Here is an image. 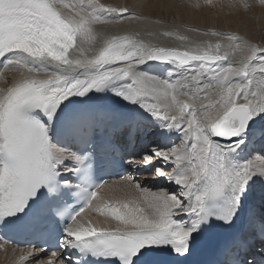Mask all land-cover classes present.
<instances>
[{
	"label": "snow or ice",
	"instance_id": "obj_1",
	"mask_svg": "<svg viewBox=\"0 0 264 264\" xmlns=\"http://www.w3.org/2000/svg\"><path fill=\"white\" fill-rule=\"evenodd\" d=\"M124 19L143 17L100 0H0V68L18 73L0 87V229L54 234L57 248L47 259L21 252L17 264H191L202 238L232 229L258 187L264 202V166L252 163L257 151L264 160V43L210 31L229 43L165 47L126 33L89 56L94 25ZM150 62L172 70L161 76ZM133 142L140 159L119 163L174 187L127 177L122 195L102 196L92 160ZM89 209L105 219L93 222ZM259 220L220 264H264V212Z\"/></svg>",
	"mask_w": 264,
	"mask_h": 264
},
{
	"label": "bare ground",
	"instance_id": "obj_2",
	"mask_svg": "<svg viewBox=\"0 0 264 264\" xmlns=\"http://www.w3.org/2000/svg\"><path fill=\"white\" fill-rule=\"evenodd\" d=\"M254 7L252 14L258 17L259 25L264 26V8L260 7L258 0H252ZM173 2V1H172ZM195 6L181 4L174 5L171 2L163 0H100V3L105 5H111L114 7H127L130 12H135L143 19H124L122 23L113 24H96L94 30L98 34V38L92 45L93 51L88 55H94L95 51L103 46L104 40L112 35L122 34H134L139 33L140 38L145 41H151L152 43L159 44L165 47H183L189 43H201L206 41H220L223 44H228L229 41L222 37H216L211 35H204V32L218 31L223 33L238 34L241 37L257 42L256 31L258 32L255 21L251 18V15L244 11L239 5V0H213L212 4H206L205 1ZM187 3V2H184ZM205 3V4H204ZM179 33L187 36L188 41H180L175 36H165L163 32ZM151 33V35H149ZM240 53H237L236 59L233 63L239 62ZM157 74L166 77L168 72L171 71V67H161L155 64L156 62H150ZM0 72H4L3 68H0ZM18 76L15 72H4L6 83L0 80V87H8L12 83L13 77ZM147 140L143 141V144H147ZM142 144V145H143ZM253 146H250V149ZM255 148H259L260 145L256 144ZM141 151V146L140 150ZM255 158L252 159L254 166L259 169L264 166V160L260 158V153L257 151L254 154ZM140 159V156L135 157L133 155L132 160ZM162 178L155 177L152 171L136 176L135 181L139 182L142 187L148 188L152 191H156L155 181ZM165 180V179H164ZM167 181V180H165ZM126 182L125 179L112 180L107 182L106 189L101 191L102 196H120L122 192L121 186ZM168 182V181H167ZM107 186H115L112 192L107 191ZM165 188V187H164ZM97 203L96 201L93 202ZM250 203H255L257 209L264 212V202L260 199V189L256 190V194L249 198L247 207ZM247 209V208H246ZM85 215L93 222L103 221L105 218L94 210H87ZM259 249V243L256 242V250ZM30 251L29 248H15L4 244V247L0 249V264H17L19 254L21 252ZM38 253L41 258L47 259L50 254L45 255ZM35 258H29V261H25V264H34Z\"/></svg>",
	"mask_w": 264,
	"mask_h": 264
},
{
	"label": "rangeland",
	"instance_id": "obj_3",
	"mask_svg": "<svg viewBox=\"0 0 264 264\" xmlns=\"http://www.w3.org/2000/svg\"><path fill=\"white\" fill-rule=\"evenodd\" d=\"M165 1L171 2L174 5H178V4L179 5H181V4H187L188 5L189 4V5L195 6V5L199 4V3L201 4L202 3L201 1H203V0H165ZM184 2H187V3H184ZM249 2L254 7L253 1L252 0H249ZM252 8H250L248 10H245L244 9V11L247 12V13H249L251 15V18H253L252 20L255 21V24L257 25V28H258V32L256 31V35H258L257 36V42L258 43H264V26L262 27V26L259 25L258 17H256L255 14H252V12H253V9Z\"/></svg>",
	"mask_w": 264,
	"mask_h": 264
}]
</instances>
